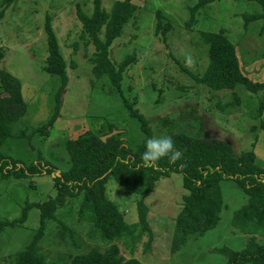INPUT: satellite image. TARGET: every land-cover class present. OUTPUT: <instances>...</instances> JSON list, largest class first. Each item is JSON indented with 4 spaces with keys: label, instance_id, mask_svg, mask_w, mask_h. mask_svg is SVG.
<instances>
[{
    "label": "rangeland",
    "instance_id": "obj_1",
    "mask_svg": "<svg viewBox=\"0 0 264 264\" xmlns=\"http://www.w3.org/2000/svg\"><path fill=\"white\" fill-rule=\"evenodd\" d=\"M114 1L101 0V3L109 10ZM133 2L137 6L134 16L109 47V57L114 63L126 54H134L136 58L123 73V96L92 73L89 57L94 47L81 35L76 13L77 4L89 13L91 0H14L7 7L0 21V51L4 55L0 67L19 78L27 109L12 130L15 136L20 129L24 130L25 136L11 138L1 150L24 163L33 161L39 152L58 170L67 169L70 161L64 141L83 130L97 132L111 124L117 133L125 132L122 138L141 137L138 122L124 106V101L128 100L147 120L153 137L180 131L198 137H217L229 142L236 153L251 148L254 142L256 161L264 168V129L258 126L264 120V104L261 116L255 114L264 89L253 93L242 84H236L232 89L212 90L188 73H200L207 64V45L200 40L199 32L222 29L235 45L242 72L253 81L264 80L262 20L247 24L244 21V15L254 12L256 5L216 0L209 8L200 9L195 16L196 23L186 27L189 6L196 0ZM158 11L162 20L171 25L165 41L155 29ZM48 15L65 60L68 82L61 93L60 116L48 135L30 136L32 128L51 114L59 82L57 76L43 68L47 55L44 20ZM58 170L49 175L0 177V219L18 217L25 201H43L53 196L52 176L58 174ZM112 179L106 184L108 196L118 203L128 224L136 222V195ZM221 188L225 206L217 225L202 236L190 237L178 251L171 252L174 217L185 190L180 173L161 177L144 198L152 231L149 245H145L146 233L133 243L127 239L112 241V244L118 246L125 258L136 257L141 264H224L227 257L217 249L224 246L240 249L248 235L230 221L233 210L245 202V195L231 181H222ZM78 208L79 201L74 199L56 214L73 229L78 247L73 246L69 238L60 242L55 235V222H48L41 244L48 261L68 264V256L73 253L94 246L106 247L98 236L88 234V223L80 218ZM37 225L38 212L31 209L23 225L2 233L0 264H14L13 254L30 239Z\"/></svg>",
    "mask_w": 264,
    "mask_h": 264
},
{
    "label": "trees",
    "instance_id": "obj_2",
    "mask_svg": "<svg viewBox=\"0 0 264 264\" xmlns=\"http://www.w3.org/2000/svg\"><path fill=\"white\" fill-rule=\"evenodd\" d=\"M14 0H0V21L7 7ZM216 0H196L189 6L190 18L185 23L191 27L196 23V14L200 9L209 8ZM256 5V10L244 15L247 24L253 20H262L264 30V0H234ZM137 9L133 0H115L109 10H105L101 0H91V10L87 13L80 5L76 6L77 18L82 27L81 35L91 42L94 50L89 57L92 73L103 78L120 96H123L121 80L129 65L136 61L134 54H126L114 63L109 57V47L114 38L122 32L123 26L135 14ZM171 25L162 20V14L156 12V32L165 41ZM46 50L44 70L57 76L59 82L54 92V105L48 118L32 128L30 136L39 133L48 135L49 129L60 116L61 93L68 82L66 64L59 43L51 27L50 16L44 20ZM200 40L207 45V64L200 73H188L192 78L212 90L232 89L242 84L248 91L256 93L264 89V80L253 81L245 75L239 65L234 43L225 35L224 30L200 31ZM0 51V60L3 58ZM264 97L259 100L255 114L261 116ZM124 106L139 124L140 138L124 137L123 133H114L102 140L100 136L110 132L114 126L97 132L87 129L75 137L64 141L69 155L70 165L58 170L37 152L33 161L24 163L1 150L14 137L25 136L19 130L15 136L14 124L22 118L27 104L21 93V82L12 73L0 67V177H32L35 174H52L55 194L43 201H25L21 213L14 219H0V240L6 229L23 225L31 209L38 212V225L30 239L12 256L14 264H57L48 261L41 244L46 236L48 222H55V235L59 241L69 238L72 245L74 231L57 217V211L67 206V202L79 201L78 215L88 223V234L98 236L106 245L104 249L90 247L84 252L68 256V264H141L136 257L125 258L112 241L130 239L141 240L146 233L145 245L152 239L148 223V207L145 196L154 190L156 182L171 173H180L185 192L181 197V207L174 217L170 251H178L190 237H199L214 228L220 220L225 206L221 183L231 181L245 195V202L234 209L231 224L240 232L247 234L246 242L240 249L221 247L217 249L227 257L224 264H264V168L256 161L254 142L251 148L236 153L229 142L217 137H198L184 131L169 134L174 148L181 157L170 163L168 157L156 162L154 167L145 166L142 159L144 141L153 137L147 120L128 100ZM264 129V120L258 125ZM114 180L136 195L137 221L128 224L117 202L108 196L109 180ZM120 182V183H119ZM128 193V194H129ZM68 236V237H67ZM261 238V240L258 239Z\"/></svg>",
    "mask_w": 264,
    "mask_h": 264
},
{
    "label": "clouds",
    "instance_id": "obj_3",
    "mask_svg": "<svg viewBox=\"0 0 264 264\" xmlns=\"http://www.w3.org/2000/svg\"><path fill=\"white\" fill-rule=\"evenodd\" d=\"M163 157H168L169 162L173 163L181 157V152L174 148L172 138L167 134L148 137L142 153L145 166L154 167Z\"/></svg>",
    "mask_w": 264,
    "mask_h": 264
},
{
    "label": "water",
    "instance_id": "obj_4",
    "mask_svg": "<svg viewBox=\"0 0 264 264\" xmlns=\"http://www.w3.org/2000/svg\"><path fill=\"white\" fill-rule=\"evenodd\" d=\"M117 131H118L117 129H112L110 132H108V133H106V134H104V135H102L100 137H101L102 140H105L106 137L116 133Z\"/></svg>",
    "mask_w": 264,
    "mask_h": 264
}]
</instances>
